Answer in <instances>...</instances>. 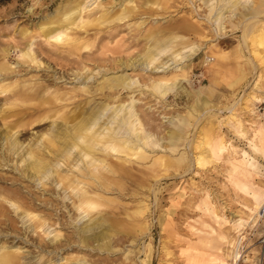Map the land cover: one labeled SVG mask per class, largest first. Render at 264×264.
Wrapping results in <instances>:
<instances>
[{
	"label": "rangeland",
	"instance_id": "1",
	"mask_svg": "<svg viewBox=\"0 0 264 264\" xmlns=\"http://www.w3.org/2000/svg\"><path fill=\"white\" fill-rule=\"evenodd\" d=\"M231 1L0 4V258L264 264V0Z\"/></svg>",
	"mask_w": 264,
	"mask_h": 264
},
{
	"label": "bare ground",
	"instance_id": "2",
	"mask_svg": "<svg viewBox=\"0 0 264 264\" xmlns=\"http://www.w3.org/2000/svg\"><path fill=\"white\" fill-rule=\"evenodd\" d=\"M229 3H232V1L231 0H227V4H229ZM57 38H58V36L59 35H55ZM55 36H50L51 38H54ZM160 40H162V39H160ZM166 42H168V41H166ZM166 42H164V41H162L161 43H160V46H158V47H156L157 49H155L154 48V46H153V48L155 49L154 51H155V55H157L156 54V52H161V53H163L162 51V49H164L165 50V48H169L170 46H171V43H172V41H169L168 43H166ZM157 44H158V42H157ZM159 45V44H158ZM150 51H152L153 52V50H150ZM168 51V50H167ZM153 56V55H152ZM147 58V57H146ZM145 59V58H144ZM153 59V58H152ZM150 60V59H149ZM151 61V60H150ZM148 68V67H147ZM118 83H120V85L121 86H123L124 88H129L130 87V80H129V78H128V81H126V80H120V79H118ZM140 86V85H139ZM163 85L162 84H160V83H157V84H155L154 86H153V89L155 90V91H157V92H159V93H162V92H165V88H163L162 87ZM176 85H174V87H175ZM113 88V87H112ZM117 88V87H116ZM103 110V109H102ZM97 113V112H96ZM98 114V113H97ZM121 114V113H120ZM116 115V114H115ZM118 115V114H117ZM97 116V115H96ZM123 117V116H122ZM115 118V117H114ZM91 120H92V118H90ZM125 119V118H124ZM90 120V121H91ZM98 120V119H97ZM119 121V120H118ZM121 122V124L123 125V126H126L125 124H124V122H123V120H120ZM88 122V121H87ZM95 122V121H94ZM97 122V121H96ZM126 122V121H125ZM90 124V123H89ZM96 124V123H95ZM118 124V123H117ZM127 124V123H126ZM129 125H130V123H129ZM87 126H89V125H87ZM93 126H94V124H93ZM93 126H89V127H93ZM96 126V125H95ZM123 126H121V128L123 127ZM95 128V127H94ZM125 129H126V127H124ZM131 128V127H130ZM122 130H123V128H122ZM128 130H129V128H128ZM110 131V130H109ZM86 132H88V131H86ZM94 134V133H93ZM130 134V133H129ZM128 135V134H127ZM130 136V135H129ZM138 136V135H137ZM128 137V136H127ZM172 137V136H171ZM109 140V139H108ZM134 140V139H133ZM136 140H137V138H136ZM142 141V140H141ZM141 144V143H140ZM67 146L69 147V145L67 144ZM88 149H89V147L88 146H86ZM201 150V149H200ZM40 163V162H39ZM97 163V162H96ZM195 164V163H194ZM34 165V164H33ZM42 165V164H41ZM35 166V165H34ZM37 166H39V165H37ZM36 166V167H37ZM33 167V166H32ZM45 167H46V164H45ZM43 169V168H42ZM38 171V170H37ZM40 173V172H39ZM46 173V172H45ZM89 230V229H88ZM16 261H15V257H13V256H11V255H4L3 257H1L0 258V264H16L15 263Z\"/></svg>",
	"mask_w": 264,
	"mask_h": 264
},
{
	"label": "built area",
	"instance_id": "3",
	"mask_svg": "<svg viewBox=\"0 0 264 264\" xmlns=\"http://www.w3.org/2000/svg\"><path fill=\"white\" fill-rule=\"evenodd\" d=\"M260 114L262 115V117L264 118V107L260 108Z\"/></svg>",
	"mask_w": 264,
	"mask_h": 264
},
{
	"label": "trees",
	"instance_id": "4",
	"mask_svg": "<svg viewBox=\"0 0 264 264\" xmlns=\"http://www.w3.org/2000/svg\"><path fill=\"white\" fill-rule=\"evenodd\" d=\"M9 1L11 0H0V4H5V3H8Z\"/></svg>",
	"mask_w": 264,
	"mask_h": 264
}]
</instances>
